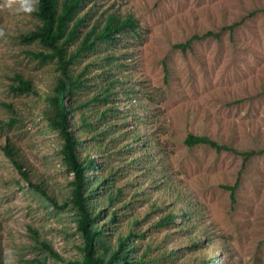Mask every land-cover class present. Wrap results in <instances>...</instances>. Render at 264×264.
Listing matches in <instances>:
<instances>
[{
  "label": "rangeland",
  "instance_id": "1",
  "mask_svg": "<svg viewBox=\"0 0 264 264\" xmlns=\"http://www.w3.org/2000/svg\"><path fill=\"white\" fill-rule=\"evenodd\" d=\"M115 2L122 10L138 12L145 25L142 38H129L118 47L136 54L135 64L129 61L127 70L129 85L137 92L123 108L135 114L132 125L141 127L142 140L131 142L134 153L146 150V157L156 165L148 173L157 182L139 175L144 189L170 185V202L182 199L178 204L182 210L191 205L196 232L214 241L205 240L204 250L210 256L224 249L228 264H264V16L246 18L257 0H104L103 8ZM242 20L235 42L226 32L222 42H198L192 53L173 48L194 33L219 31ZM0 21L7 34L6 40L0 39V103L15 107L12 114L0 104L1 249L4 253L12 248L20 264L17 252L29 243L32 226L65 259H50L48 264H69L82 258L78 247L82 240L70 208L57 207L35 191L1 147L8 139L15 142L32 181L53 193L61 205L65 203L73 175L61 157L59 135L45 115L51 67L25 56L17 39L35 25L32 14L4 10ZM164 63L170 67L169 75ZM17 70L34 81L35 94L15 96L9 91L10 77ZM10 115L18 120L9 128ZM199 131L223 133L235 146L256 154L246 163L238 154L188 148L186 136ZM96 175L94 169L89 172L92 183ZM238 180L233 202L222 186ZM98 196L92 193L95 199Z\"/></svg>",
  "mask_w": 264,
  "mask_h": 264
},
{
  "label": "trees",
  "instance_id": "2",
  "mask_svg": "<svg viewBox=\"0 0 264 264\" xmlns=\"http://www.w3.org/2000/svg\"><path fill=\"white\" fill-rule=\"evenodd\" d=\"M103 1L39 0V11L32 14L35 25L17 37L25 56L51 67L45 115L59 135L61 157L73 175L65 203L61 205L53 193L32 181L15 142L8 139L1 147L35 191L57 207L70 208L82 240L78 245L82 258L69 264H214L216 260L228 264L224 249L212 256L205 252V240L214 244L213 239L196 232L191 205L182 210L178 206L182 199L168 200L170 185L152 184L150 190L144 189L139 180L143 175L157 182L158 178L148 173L156 165L154 159L146 157V150L136 156L131 146V142L143 138L141 127L132 125L135 114L123 108L137 92L134 85H129L127 70L129 61L135 64L136 54L118 47L129 38H142L145 25L135 10H122L116 2L103 8ZM249 8L248 20L264 16V0H257ZM243 22L225 24L219 31L194 33L173 48L192 53L198 42H222L226 32L235 42V33ZM164 67L169 75V65L164 63ZM10 80L9 91L15 96L37 92L34 81L23 71L17 70ZM0 104L7 112H15L12 103ZM10 118L6 124L9 128L18 120L14 115ZM184 142L188 148L207 147L218 153L241 155L246 163L256 154L235 146L223 133L190 132ZM93 169L97 175L92 183L89 172ZM239 186L240 180L233 186H222L230 191L233 202ZM92 193L99 196L95 199ZM28 231L29 243L16 251L20 264L65 261L37 228L30 226ZM3 261L0 243V264Z\"/></svg>",
  "mask_w": 264,
  "mask_h": 264
},
{
  "label": "clouds",
  "instance_id": "3",
  "mask_svg": "<svg viewBox=\"0 0 264 264\" xmlns=\"http://www.w3.org/2000/svg\"><path fill=\"white\" fill-rule=\"evenodd\" d=\"M11 11L31 15L39 11V0H0V11ZM7 34L0 28V39L6 40ZM3 264H16V255L12 248L4 250Z\"/></svg>",
  "mask_w": 264,
  "mask_h": 264
}]
</instances>
